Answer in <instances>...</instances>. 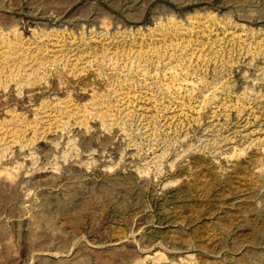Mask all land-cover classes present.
<instances>
[{"label":"rangeland","instance_id":"1","mask_svg":"<svg viewBox=\"0 0 264 264\" xmlns=\"http://www.w3.org/2000/svg\"><path fill=\"white\" fill-rule=\"evenodd\" d=\"M2 175L0 264H264V0H0Z\"/></svg>","mask_w":264,"mask_h":264},{"label":"bare ground","instance_id":"2","mask_svg":"<svg viewBox=\"0 0 264 264\" xmlns=\"http://www.w3.org/2000/svg\"><path fill=\"white\" fill-rule=\"evenodd\" d=\"M134 172H136V170ZM16 185H17V182L13 178H11L10 176H8V175H2V176H0V187L1 188H12V187H14ZM155 255L158 256L160 254H158V252H156ZM165 264H190V256H186V258L185 257L184 258H181L179 261H173L172 259L171 260L169 259V260L165 261Z\"/></svg>","mask_w":264,"mask_h":264}]
</instances>
